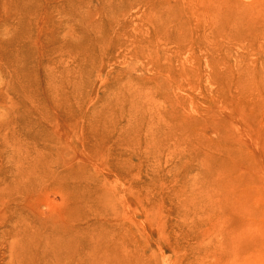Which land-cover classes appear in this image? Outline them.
I'll use <instances>...</instances> for the list:
<instances>
[{"label": "rangeland", "instance_id": "rangeland-1", "mask_svg": "<svg viewBox=\"0 0 264 264\" xmlns=\"http://www.w3.org/2000/svg\"><path fill=\"white\" fill-rule=\"evenodd\" d=\"M0 264H264V0H0Z\"/></svg>", "mask_w": 264, "mask_h": 264}]
</instances>
